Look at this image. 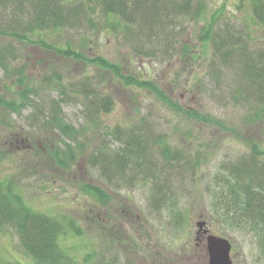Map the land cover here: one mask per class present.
<instances>
[{"label":"rangeland","instance_id":"374dc122","mask_svg":"<svg viewBox=\"0 0 264 264\" xmlns=\"http://www.w3.org/2000/svg\"><path fill=\"white\" fill-rule=\"evenodd\" d=\"M200 2L202 13L188 19L182 42L170 59L133 56L122 50L114 33L80 36L79 32H62L46 38L64 48L67 42H75L77 47L85 44V51L120 62L125 74L152 81L188 114L147 87L124 85L111 72L106 90L116 103L110 112L102 114L100 127H83L87 125L83 105L76 97L62 103L60 116L69 130L64 132L47 122L40 126L46 113L37 116L42 121L38 123L34 119L35 104L28 103L35 100L45 107L51 97H59L56 90L44 89L35 96L27 94L29 97L21 93L26 85H39L43 73L52 66L68 81L82 80L91 73L100 79L97 68L56 49L30 43L22 45L18 62L28 80H16L0 71V99L25 102L15 109L0 105V184L5 192L18 194L31 209L59 219L67 229L59 236L60 245L80 264H129V251L180 249L189 241L194 245L198 222L202 221L210 222L215 234L232 240L237 264H264L263 239L258 233L263 223L249 218L241 202L233 203L232 195L227 194L231 206H226L232 214L225 206L216 205L221 200L215 198L218 191L224 193L217 185L222 164L249 153L248 139L260 141L264 149V121L254 116L255 103L233 99L230 93L237 87V78L232 72L226 69V75L215 77L212 47L200 39L205 20L221 11L223 20L228 18L248 31L254 41L251 48H264V30L254 20L249 0L244 4L240 0ZM215 117L222 123H215ZM140 118L146 119V127L152 126L157 136L165 134L163 139L173 149L184 148L192 160L200 158L194 171L182 178L171 177L177 199L169 207L151 206L147 182L110 179L102 173L101 164L87 163L91 147L100 141L112 149L118 146L112 141L115 126L139 124ZM158 155L162 167L164 159ZM18 238L13 229L0 228V264H40L23 249ZM152 262L148 259L147 263Z\"/></svg>","mask_w":264,"mask_h":264},{"label":"trees","instance_id":"16d2710c","mask_svg":"<svg viewBox=\"0 0 264 264\" xmlns=\"http://www.w3.org/2000/svg\"><path fill=\"white\" fill-rule=\"evenodd\" d=\"M200 1L0 0V71L16 80H28L25 68L19 66L18 62L22 58V45L30 43H39L43 49H56L59 54L73 56L88 67L97 68L100 79H96L91 73L82 80L68 81L62 72L52 66L43 73L39 85H26L21 93V96L29 97L27 94L35 96L44 89L56 90L59 97H51L45 107L35 100L28 103L35 104L34 119L38 123L43 121L40 126L47 122L59 126L64 132L69 130L60 116L62 103L76 97L81 98L83 105L82 111L87 124V127H83H100L102 114L110 112L116 103L106 90L111 72L124 85L147 87L157 97L188 114L186 109L179 107V103L168 97L152 81L125 74L127 72L120 62L111 61L102 54L93 55L85 51V44L77 47L75 42H67L64 48L52 44L46 38L50 34L62 32H79L80 36L90 32H96L97 35L114 33L122 50L133 56L170 59L182 42L181 37L188 19L202 13ZM244 1L240 0L242 4ZM249 3L254 20L264 30V0H249ZM223 14L221 11L213 14L210 20H205L200 39L212 47L211 66L215 64L217 67L215 77L226 75V69L232 72L237 78V87L230 93L233 99L245 100L248 104L255 103L257 107L254 116L264 121V48H251L253 38H250L248 31H245L243 25L235 26V22L228 18L223 20ZM24 103L23 100L21 104L25 105ZM21 104H17L15 99H0V105L11 109ZM43 112L47 116L44 117L45 121L36 119ZM140 119L139 124L136 122L131 126H115L112 141L118 143V146L112 149L104 141H100L101 144L91 147L87 163L93 166L101 164L102 173L110 179L116 177L129 183L147 182L150 185L148 201L151 206L157 209L169 207L177 199L175 181L171 177L178 178L180 175L182 178L186 172L194 171L200 158L192 160L186 149H173L163 139L165 134L157 136L152 126L146 127V119ZM216 122L222 123L215 117ZM247 143L250 146L249 153L222 164L223 172L217 176V185L224 193L217 192L215 198L221 202L216 205L221 204L230 211L227 208L231 206L227 197L229 194L234 197L233 203H242L249 218L264 220V149L258 140L248 139ZM80 144L83 150L87 148H84V143ZM73 152L74 150L71 151V156ZM158 154L164 159L162 167V159H159ZM10 187L8 186L9 192ZM11 194L5 192L0 184V228L13 229L18 234L23 249L40 264H80L69 257L60 245L59 236L67 232L62 222L55 216L31 209L18 194Z\"/></svg>","mask_w":264,"mask_h":264},{"label":"flooded vegetation","instance_id":"af4514ba","mask_svg":"<svg viewBox=\"0 0 264 264\" xmlns=\"http://www.w3.org/2000/svg\"><path fill=\"white\" fill-rule=\"evenodd\" d=\"M263 204V203H261ZM153 207V206H152ZM254 221L257 222V224H261L264 222V220L256 219L254 218ZM262 221V222H261ZM205 224H203L201 227L198 225L199 229H197V235L195 237V244L193 245L191 241H189L186 245H184L180 249H173V250H167L163 251L161 249H152L142 252L138 251V253H134L132 251H129L128 253L131 254L129 256V264L131 261L135 260L134 264H148V259L153 261V264H210V254L208 250V237L210 235H218L225 237L223 235L215 234L213 230L211 229V223L207 221H203ZM256 224V225H257ZM264 225V223H263ZM259 235H261L262 239V245H264V226L262 227V230L258 232ZM228 239L231 243V251L230 256L232 260V264H237V260L235 259L233 249L234 245L231 239L229 237H225ZM197 248V249H193ZM152 253V254H149ZM143 253V254H142Z\"/></svg>","mask_w":264,"mask_h":264},{"label":"water","instance_id":"95a60500","mask_svg":"<svg viewBox=\"0 0 264 264\" xmlns=\"http://www.w3.org/2000/svg\"><path fill=\"white\" fill-rule=\"evenodd\" d=\"M203 224H205V222H198L200 227ZM207 240L210 264H232L230 256L231 243L228 239L217 235H210Z\"/></svg>","mask_w":264,"mask_h":264}]
</instances>
